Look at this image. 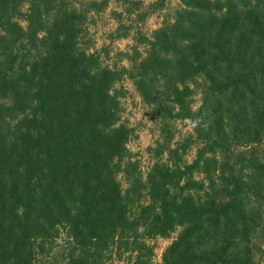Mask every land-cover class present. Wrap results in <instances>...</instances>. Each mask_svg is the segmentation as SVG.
Segmentation results:
<instances>
[{
	"label": "trees",
	"instance_id": "16d2710c",
	"mask_svg": "<svg viewBox=\"0 0 264 264\" xmlns=\"http://www.w3.org/2000/svg\"><path fill=\"white\" fill-rule=\"evenodd\" d=\"M111 2L119 20L164 7L0 0V264H36L57 247L51 264L126 254L151 264L148 242L176 232L159 264H254L257 231L264 242V0H180L120 68L83 44L89 15ZM123 78L159 126L145 177L127 149ZM177 122L189 126L183 140Z\"/></svg>",
	"mask_w": 264,
	"mask_h": 264
},
{
	"label": "rangeland",
	"instance_id": "374dc122",
	"mask_svg": "<svg viewBox=\"0 0 264 264\" xmlns=\"http://www.w3.org/2000/svg\"><path fill=\"white\" fill-rule=\"evenodd\" d=\"M143 3V6L152 4L157 0H134ZM180 0H164V7L162 10L141 20L139 11L131 18H122L119 20L116 14L120 13V6L111 2L108 8L98 14L91 13L88 19V31L83 41V44L88 45L91 52L97 53L101 56V61L104 65L110 67H126L127 64L123 61L121 54L130 51L132 46H137L139 34L150 36L151 33L159 28L162 22L173 17L175 10L179 8ZM129 30V35L126 39H117L121 36L124 28ZM115 91L120 95V103L122 106L121 122L132 130L131 137L127 144L128 152L131 158L138 163L141 174H145L154 164V156L150 153V148L154 147V143L159 140V126L154 121L150 109L145 106L139 94L127 78H123L115 85ZM200 96L195 97L194 107L199 105ZM190 132L189 126L184 122L174 123L172 133H174L175 140H183ZM195 154L194 146L188 151L186 160L191 162ZM123 188H125V181L123 177L120 178ZM264 210V205H258ZM177 232L173 233L171 238H156L149 241V245L153 249V256L151 264H159L166 247L176 237ZM254 236H257L254 241V264H264V242L262 241V233L257 231ZM61 244V241H58ZM56 251L50 252L43 258H40L36 264H51L55 260H59L61 256V248L57 247ZM130 257L128 254L122 255L120 258H112V264H128Z\"/></svg>",
	"mask_w": 264,
	"mask_h": 264
}]
</instances>
